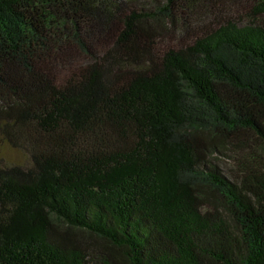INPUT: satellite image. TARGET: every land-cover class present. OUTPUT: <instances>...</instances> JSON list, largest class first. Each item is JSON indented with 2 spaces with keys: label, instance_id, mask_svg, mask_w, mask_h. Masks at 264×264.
<instances>
[{
  "label": "trees",
  "instance_id": "1",
  "mask_svg": "<svg viewBox=\"0 0 264 264\" xmlns=\"http://www.w3.org/2000/svg\"><path fill=\"white\" fill-rule=\"evenodd\" d=\"M0 264H264V0H0Z\"/></svg>",
  "mask_w": 264,
  "mask_h": 264
},
{
  "label": "rangeland",
  "instance_id": "2",
  "mask_svg": "<svg viewBox=\"0 0 264 264\" xmlns=\"http://www.w3.org/2000/svg\"><path fill=\"white\" fill-rule=\"evenodd\" d=\"M0 161L7 164L24 165L26 157L19 151L0 142Z\"/></svg>",
  "mask_w": 264,
  "mask_h": 264
}]
</instances>
